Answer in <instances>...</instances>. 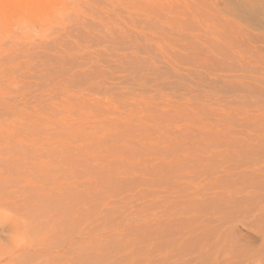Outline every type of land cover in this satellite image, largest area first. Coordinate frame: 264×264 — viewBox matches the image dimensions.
I'll return each mask as SVG.
<instances>
[{"label": "rangeland", "instance_id": "rangeland-1", "mask_svg": "<svg viewBox=\"0 0 264 264\" xmlns=\"http://www.w3.org/2000/svg\"><path fill=\"white\" fill-rule=\"evenodd\" d=\"M0 264H264V0H0Z\"/></svg>", "mask_w": 264, "mask_h": 264}, {"label": "clouds", "instance_id": "clouds-1", "mask_svg": "<svg viewBox=\"0 0 264 264\" xmlns=\"http://www.w3.org/2000/svg\"><path fill=\"white\" fill-rule=\"evenodd\" d=\"M17 246L23 245L25 243L22 237H16Z\"/></svg>", "mask_w": 264, "mask_h": 264}, {"label": "bare ground", "instance_id": "bare-ground-1", "mask_svg": "<svg viewBox=\"0 0 264 264\" xmlns=\"http://www.w3.org/2000/svg\"><path fill=\"white\" fill-rule=\"evenodd\" d=\"M248 15H250V14H248ZM94 257H92V259H93ZM97 258H98V256H97ZM97 260V259H96ZM98 263V262H97Z\"/></svg>", "mask_w": 264, "mask_h": 264}]
</instances>
